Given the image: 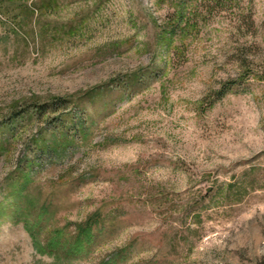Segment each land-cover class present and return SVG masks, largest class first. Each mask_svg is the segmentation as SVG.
Returning <instances> with one entry per match:
<instances>
[{
    "label": "rangeland",
    "instance_id": "rangeland-1",
    "mask_svg": "<svg viewBox=\"0 0 264 264\" xmlns=\"http://www.w3.org/2000/svg\"><path fill=\"white\" fill-rule=\"evenodd\" d=\"M0 264H264V0H0Z\"/></svg>",
    "mask_w": 264,
    "mask_h": 264
},
{
    "label": "trees",
    "instance_id": "trees-1",
    "mask_svg": "<svg viewBox=\"0 0 264 264\" xmlns=\"http://www.w3.org/2000/svg\"><path fill=\"white\" fill-rule=\"evenodd\" d=\"M20 194V193H19ZM22 195V194H21ZM20 195V196H21ZM90 221H84L81 223H77L76 224V231L75 233H73L71 237V239H73L74 241H70L68 240L67 243H69L71 246L68 247L71 252L75 253V254H79L82 253L86 250H89L93 240L96 238V236L100 233V231H98V233H94L93 232V224L89 223ZM63 231L61 230V228L56 229V231L54 232L55 236L53 239V246H62V247H67L66 242L63 243L65 241V239L67 238V236H69L68 234H62ZM67 254H72L67 253Z\"/></svg>",
    "mask_w": 264,
    "mask_h": 264
}]
</instances>
